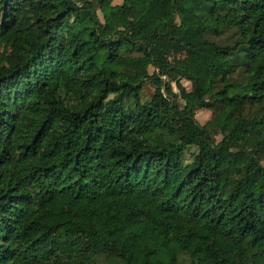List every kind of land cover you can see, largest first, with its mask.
Segmentation results:
<instances>
[{"label":"trees","instance_id":"trees-1","mask_svg":"<svg viewBox=\"0 0 264 264\" xmlns=\"http://www.w3.org/2000/svg\"><path fill=\"white\" fill-rule=\"evenodd\" d=\"M188 1L0 0V264H264V0Z\"/></svg>","mask_w":264,"mask_h":264},{"label":"rangeland","instance_id":"rangeland-1","mask_svg":"<svg viewBox=\"0 0 264 264\" xmlns=\"http://www.w3.org/2000/svg\"><path fill=\"white\" fill-rule=\"evenodd\" d=\"M121 0H112V3H119ZM134 1H142V0H134ZM177 8L180 11V13L183 16V20L187 25H190L191 28L185 29L181 32L183 36L187 39L195 38L199 35V30L197 28L198 25L201 24L203 20L202 14H195L192 11V6L189 3L188 0H178L177 2ZM176 21L177 18H176ZM182 84L188 88V82L182 81ZM172 89L174 92H176V89L174 85L172 84ZM153 91V87L149 82H145L142 89H141V99L147 100L150 97V94ZM178 104H181V101L178 102ZM194 118L199 124H203L205 121H207L210 118V111L206 109H199L195 112ZM102 125H104L108 130H110V127L105 123V121H102ZM260 132H261V126H235L232 131L231 135L237 139H240L246 149H252L254 145L259 141L260 139ZM126 134H130V131L126 130ZM220 135H215V140H219ZM103 143V141H101ZM192 149L190 148L187 153H185V159H187L190 155V151ZM239 160H243L244 156L239 155Z\"/></svg>","mask_w":264,"mask_h":264}]
</instances>
